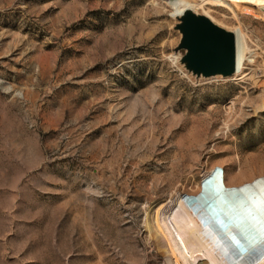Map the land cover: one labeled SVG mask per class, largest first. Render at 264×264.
<instances>
[{
	"label": "rangeland",
	"instance_id": "obj_1",
	"mask_svg": "<svg viewBox=\"0 0 264 264\" xmlns=\"http://www.w3.org/2000/svg\"><path fill=\"white\" fill-rule=\"evenodd\" d=\"M189 12L233 74L190 61ZM262 175L264 0H0V264H168L158 203Z\"/></svg>",
	"mask_w": 264,
	"mask_h": 264
},
{
	"label": "bare ground",
	"instance_id": "obj_2",
	"mask_svg": "<svg viewBox=\"0 0 264 264\" xmlns=\"http://www.w3.org/2000/svg\"><path fill=\"white\" fill-rule=\"evenodd\" d=\"M235 69L236 63L232 74ZM217 191L234 192L251 209L255 219L249 217L246 236L234 225L225 229L217 223V219L227 223L223 214L217 217L212 211L217 208ZM157 206L147 227L168 264H264V181L226 189L216 178L210 187L204 181L202 193L194 199L181 195Z\"/></svg>",
	"mask_w": 264,
	"mask_h": 264
},
{
	"label": "water",
	"instance_id": "obj_3",
	"mask_svg": "<svg viewBox=\"0 0 264 264\" xmlns=\"http://www.w3.org/2000/svg\"><path fill=\"white\" fill-rule=\"evenodd\" d=\"M183 28L186 31L183 46L189 49L188 58L199 71H222L231 74L235 68V36L210 20L190 13L183 16ZM205 177H203L201 191L196 195H187L194 199L202 193ZM264 181V175L248 183L228 188L241 186H255L256 182ZM233 190V189H232ZM189 211V208L187 209Z\"/></svg>",
	"mask_w": 264,
	"mask_h": 264
},
{
	"label": "snow or ice",
	"instance_id": "obj_4",
	"mask_svg": "<svg viewBox=\"0 0 264 264\" xmlns=\"http://www.w3.org/2000/svg\"><path fill=\"white\" fill-rule=\"evenodd\" d=\"M245 189H241V192ZM217 208H213L212 211L219 217L223 214L227 218V223L225 220L217 219V223L220 224L222 228L228 229L230 226H236L242 235H247L248 228L251 226L249 222V217L255 219L251 209L245 206V201L243 199H238L236 194L231 191H217ZM241 250L243 246L241 245Z\"/></svg>",
	"mask_w": 264,
	"mask_h": 264
}]
</instances>
